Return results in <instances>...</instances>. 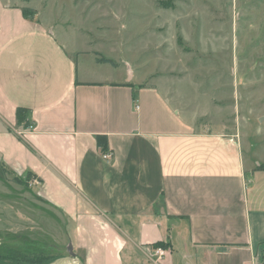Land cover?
<instances>
[{"label": "crops", "instance_id": "0c3cea01", "mask_svg": "<svg viewBox=\"0 0 264 264\" xmlns=\"http://www.w3.org/2000/svg\"><path fill=\"white\" fill-rule=\"evenodd\" d=\"M30 1L0 0V179L31 173L83 264H264V163L246 158L240 127L197 130L170 83L145 84L128 62L118 79L76 22L62 20L75 31L63 43ZM20 204L0 203V231Z\"/></svg>", "mask_w": 264, "mask_h": 264}, {"label": "rangeland", "instance_id": "374dc122", "mask_svg": "<svg viewBox=\"0 0 264 264\" xmlns=\"http://www.w3.org/2000/svg\"><path fill=\"white\" fill-rule=\"evenodd\" d=\"M69 1L29 5H46L63 43L75 42V31L62 20L76 22L83 31L78 43L99 50L109 61H96L119 73L118 79L128 62L145 84L170 83V92L197 116V130L221 123L240 127L246 158L264 163V0H76L80 13ZM5 178L0 192L9 196H0V203L20 202L22 215L16 226L0 231V255L69 257L61 214L36 199L25 177Z\"/></svg>", "mask_w": 264, "mask_h": 264}, {"label": "trees", "instance_id": "16d2710c", "mask_svg": "<svg viewBox=\"0 0 264 264\" xmlns=\"http://www.w3.org/2000/svg\"><path fill=\"white\" fill-rule=\"evenodd\" d=\"M23 11H29V8H23ZM99 61H109L105 58H100ZM16 120L18 124H23L24 126L28 125V110L23 107H18L15 112ZM107 142V138L105 135H97L96 136V144L97 146L101 147L102 150H104L105 145ZM30 172L27 173V176H25V179H29ZM25 179H19L21 183H25ZM155 247H166L165 244L162 241H157L154 243ZM58 256H52V255H44V254H35V255H26L22 254L21 256H16L13 254H9L7 256L0 255V264H48L54 260H56Z\"/></svg>", "mask_w": 264, "mask_h": 264}, {"label": "water", "instance_id": "95a60500", "mask_svg": "<svg viewBox=\"0 0 264 264\" xmlns=\"http://www.w3.org/2000/svg\"><path fill=\"white\" fill-rule=\"evenodd\" d=\"M67 253L69 257L59 258L48 264H83V262L76 256L75 252L73 251L71 243H69L67 246Z\"/></svg>", "mask_w": 264, "mask_h": 264}, {"label": "built area", "instance_id": "2783aa9c", "mask_svg": "<svg viewBox=\"0 0 264 264\" xmlns=\"http://www.w3.org/2000/svg\"><path fill=\"white\" fill-rule=\"evenodd\" d=\"M28 128L30 129V128H32V126L29 125ZM101 156L103 159H109V158H111V153L105 151L102 153ZM153 251H154V255H155L154 261L158 262L159 260H161L163 258L166 250H165V248L158 246V247H155Z\"/></svg>", "mask_w": 264, "mask_h": 264}]
</instances>
